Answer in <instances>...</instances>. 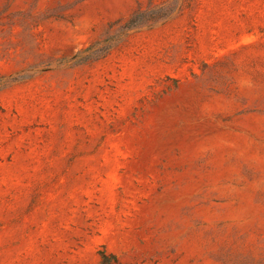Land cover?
<instances>
[{
  "label": "rangeland",
  "instance_id": "obj_1",
  "mask_svg": "<svg viewBox=\"0 0 264 264\" xmlns=\"http://www.w3.org/2000/svg\"><path fill=\"white\" fill-rule=\"evenodd\" d=\"M0 264H264V0H0Z\"/></svg>",
  "mask_w": 264,
  "mask_h": 264
}]
</instances>
